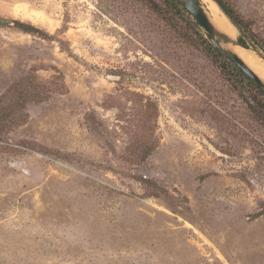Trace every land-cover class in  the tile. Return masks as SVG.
I'll list each match as a JSON object with an SVG mask.
<instances>
[{
  "label": "rangeland",
  "instance_id": "obj_1",
  "mask_svg": "<svg viewBox=\"0 0 264 264\" xmlns=\"http://www.w3.org/2000/svg\"><path fill=\"white\" fill-rule=\"evenodd\" d=\"M183 14L0 0V264H264L263 96Z\"/></svg>",
  "mask_w": 264,
  "mask_h": 264
},
{
  "label": "trees",
  "instance_id": "obj_2",
  "mask_svg": "<svg viewBox=\"0 0 264 264\" xmlns=\"http://www.w3.org/2000/svg\"><path fill=\"white\" fill-rule=\"evenodd\" d=\"M219 8L223 11V13L227 16V18L230 20V22L240 31V36L238 39L240 42L246 47H250V42H255L256 48H259V50L264 51V47L256 41V38L254 35H251V32L247 29L246 22L237 15L232 7L228 5L223 0H213ZM165 2L170 5L172 8L177 10L180 14H186L193 25L196 26L198 35L201 36L208 46L211 48L213 53L217 56L219 62L222 64L223 67L228 68L232 72L235 73V76L242 79L243 82H245L247 85H250L253 87L259 94L263 96L264 100V89L261 88L254 80H252L249 76H247L235 63H233L230 59H228L217 47L212 45L202 34L199 23L195 20V18L190 14V12L179 2V0H165ZM183 14V15H184ZM15 25H17L20 29L24 31H33L31 26L24 25V23H20L18 21H13ZM247 32V33H246ZM259 44V45H258ZM260 102V101H258ZM261 103V102H260ZM253 110L256 112V108L254 107ZM257 110L260 112H264V102L262 104V107H257Z\"/></svg>",
  "mask_w": 264,
  "mask_h": 264
},
{
  "label": "water",
  "instance_id": "obj_3",
  "mask_svg": "<svg viewBox=\"0 0 264 264\" xmlns=\"http://www.w3.org/2000/svg\"><path fill=\"white\" fill-rule=\"evenodd\" d=\"M201 26L206 38L217 47L228 59L235 63L247 76L264 89V79L261 78L232 48L239 45L246 48L237 37H232L211 20L205 4L201 0H179ZM218 6V5H217ZM219 7V6H218ZM0 23L12 24L9 19L0 18Z\"/></svg>",
  "mask_w": 264,
  "mask_h": 264
},
{
  "label": "bare ground",
  "instance_id": "obj_4",
  "mask_svg": "<svg viewBox=\"0 0 264 264\" xmlns=\"http://www.w3.org/2000/svg\"><path fill=\"white\" fill-rule=\"evenodd\" d=\"M208 10L211 20L221 30L234 37L236 29L234 26L220 13L219 7L213 0H201ZM231 48L261 77L264 79V63L256 54L239 45H231Z\"/></svg>",
  "mask_w": 264,
  "mask_h": 264
}]
</instances>
